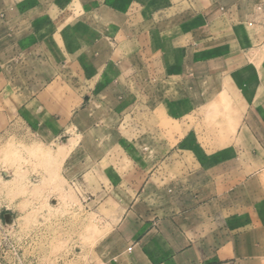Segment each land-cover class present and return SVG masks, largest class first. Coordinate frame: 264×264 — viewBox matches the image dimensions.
I'll use <instances>...</instances> for the list:
<instances>
[{
	"label": "crops",
	"instance_id": "1",
	"mask_svg": "<svg viewBox=\"0 0 264 264\" xmlns=\"http://www.w3.org/2000/svg\"><path fill=\"white\" fill-rule=\"evenodd\" d=\"M54 152L93 264H264V0H0V143Z\"/></svg>",
	"mask_w": 264,
	"mask_h": 264
},
{
	"label": "rangeland",
	"instance_id": "2",
	"mask_svg": "<svg viewBox=\"0 0 264 264\" xmlns=\"http://www.w3.org/2000/svg\"><path fill=\"white\" fill-rule=\"evenodd\" d=\"M53 155L22 140L0 143V220L19 238L25 264H93L99 219Z\"/></svg>",
	"mask_w": 264,
	"mask_h": 264
},
{
	"label": "built area",
	"instance_id": "3",
	"mask_svg": "<svg viewBox=\"0 0 264 264\" xmlns=\"http://www.w3.org/2000/svg\"><path fill=\"white\" fill-rule=\"evenodd\" d=\"M19 238L12 234L9 224L0 220V264H25Z\"/></svg>",
	"mask_w": 264,
	"mask_h": 264
},
{
	"label": "water",
	"instance_id": "4",
	"mask_svg": "<svg viewBox=\"0 0 264 264\" xmlns=\"http://www.w3.org/2000/svg\"><path fill=\"white\" fill-rule=\"evenodd\" d=\"M6 219H8V218H6Z\"/></svg>",
	"mask_w": 264,
	"mask_h": 264
}]
</instances>
